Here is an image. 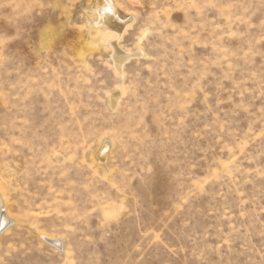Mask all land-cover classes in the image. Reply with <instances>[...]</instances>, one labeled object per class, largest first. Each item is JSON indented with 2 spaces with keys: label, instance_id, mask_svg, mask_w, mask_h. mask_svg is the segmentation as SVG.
I'll use <instances>...</instances> for the list:
<instances>
[{
  "label": "rangeland",
  "instance_id": "rangeland-1",
  "mask_svg": "<svg viewBox=\"0 0 264 264\" xmlns=\"http://www.w3.org/2000/svg\"><path fill=\"white\" fill-rule=\"evenodd\" d=\"M107 2L0 0V264H264V0Z\"/></svg>",
  "mask_w": 264,
  "mask_h": 264
},
{
  "label": "bare ground",
  "instance_id": "bare-ground-1",
  "mask_svg": "<svg viewBox=\"0 0 264 264\" xmlns=\"http://www.w3.org/2000/svg\"><path fill=\"white\" fill-rule=\"evenodd\" d=\"M105 6L103 8L100 7H95L92 9V13L96 15L97 20H96V27L97 25H102L106 24L109 29L113 31H117L118 35L120 33V30L118 27L120 25H124V21L119 20L115 14V10L113 5L107 2V0H104ZM93 27V26H92ZM113 47L115 49L114 52V62L116 64V67L118 66V69L120 66H122V62L124 63V60L129 58L131 55L130 54H121V52L116 48V45L113 44ZM117 69V70H118ZM110 146L107 143H103L99 150L96 153V159L99 164L103 165L107 161V155L109 151ZM0 234L3 233L12 223L11 219H9L6 215V213L3 211L2 206H1V200H0ZM5 210V209H4ZM43 237V236H42ZM43 241L49 245H52L54 247L60 248L61 247V242L59 239H52L49 237L44 236Z\"/></svg>",
  "mask_w": 264,
  "mask_h": 264
},
{
  "label": "water",
  "instance_id": "water-1",
  "mask_svg": "<svg viewBox=\"0 0 264 264\" xmlns=\"http://www.w3.org/2000/svg\"><path fill=\"white\" fill-rule=\"evenodd\" d=\"M48 243V242H47Z\"/></svg>",
  "mask_w": 264,
  "mask_h": 264
}]
</instances>
